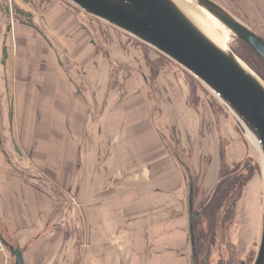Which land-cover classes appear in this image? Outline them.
Returning <instances> with one entry per match:
<instances>
[{"label":"crops","instance_id":"0c3cea01","mask_svg":"<svg viewBox=\"0 0 264 264\" xmlns=\"http://www.w3.org/2000/svg\"><path fill=\"white\" fill-rule=\"evenodd\" d=\"M19 11L30 17L27 18L33 26L21 20ZM141 54L135 48L114 53L115 59L135 67V70L122 90H109V60L97 52L80 19L63 0H0V191L14 183L24 185L11 168L14 158L19 162L23 160L18 151L21 154L25 151L19 132V117H15V99L21 96L26 105L30 104L35 82L38 91H44L54 115L59 112L60 142H65L68 136L69 142H75V147L79 148L83 128L86 123L88 125V110L72 77L78 70L82 71L91 86L84 95L105 98L106 114L116 113L113 121L102 119L89 123L90 135L96 144H91L90 153L82 157L83 161L97 162L100 157L108 161L105 170L109 172L106 185L111 196L106 201L110 205L107 206L109 217L117 222L121 218L119 210L127 209L129 213L125 218L131 225L149 223L144 230L148 232L149 243H155L154 256L159 255L150 264H179L176 257L181 255L180 252L187 261L188 251L192 253L190 219L188 229L182 204L186 173L164 137L172 138L174 143H180L184 152L193 154L191 160L198 162L197 171L194 169L193 172L200 176L197 188L202 196L208 195L217 184L221 140L233 145L241 142V137L229 116L192 108L190 87L177 83L172 72L160 71L153 81L160 112L156 111L150 92V74ZM4 126L11 132L4 135ZM53 129L54 126L48 131L55 133ZM120 135L121 141L117 139ZM99 139L104 140L101 141V156ZM207 161L209 167L205 169ZM174 194L178 198L176 204L172 203ZM92 199L93 195L87 202ZM41 206L44 208L43 204ZM172 207L178 212L176 217L170 215ZM49 215L44 216L41 226ZM0 219L4 220L3 216L0 215ZM39 227L23 231L4 220L0 234L8 243L23 249L39 237ZM259 227L252 230L253 241L259 237ZM48 255V252H42L38 256L45 262ZM28 257V253L24 254L25 264H30ZM0 264H14L8 250L0 252Z\"/></svg>","mask_w":264,"mask_h":264},{"label":"rangeland","instance_id":"374dc122","mask_svg":"<svg viewBox=\"0 0 264 264\" xmlns=\"http://www.w3.org/2000/svg\"><path fill=\"white\" fill-rule=\"evenodd\" d=\"M212 1L264 38V2L262 0ZM66 5L80 19L82 26L88 28L86 30L83 27L90 35L97 52L104 57H106V52L109 53L112 60L110 63L109 90H122V86L126 80L130 79L135 70V67L115 59L114 53L120 54L128 49L133 50V48L143 53L141 55L144 66L149 71L150 81L152 74L150 64L159 63L161 64L158 68L159 73L160 71L172 72L177 83H184L190 87L188 74L167 58L123 32L86 15L71 4L66 2ZM14 10L16 11V8ZM21 20L29 22L26 17H22ZM224 28L228 34L227 49L235 54L234 51L240 48V41L226 27ZM236 57L238 56L236 55ZM244 64L264 83V79L258 76L246 63ZM66 68H69L67 63ZM76 74L72 77L74 78L73 83L88 110V119L86 120L88 125L86 123L83 128L82 136L84 138L82 137L79 142L78 149L75 147V142H69L68 136L65 142H60L59 135L62 132L59 112L54 115L53 107L52 105L51 107L48 106L49 100L44 95V91L42 89L38 91L37 82L33 85L34 95L29 100L30 104L26 105L21 96L15 99V106L17 102L15 117L16 115L17 118L19 117V132L23 138L25 151H21L22 154L18 151L23 160L19 162L14 158L11 168L12 172L24 181V185L14 183L9 187H3L0 191V215L3 216L4 220L16 226L18 230L25 231L38 226L41 227L38 231L39 237L34 238L25 248L21 249L23 255L29 254L30 264H90L91 257L93 258L92 264H150L159 255L154 256L155 243L152 244L148 241V232L145 230L149 227V223L145 221L131 225L125 218V214L129 213L127 209L119 210L121 224L119 221L112 220L109 217L110 213L107 207L110 205L106 203L111 197L108 193L109 189L106 187L109 172L105 168H107L108 161L103 160L104 157H100L98 163L88 159L82 160L84 154L86 156L90 153L91 144H96L90 135L89 123L102 119L112 120L116 113L106 114V105L103 101L105 98L85 96L84 94L88 92L87 90L91 86L87 84L82 71L78 70ZM197 83L196 99L189 100L190 106L211 110L215 115L224 116L222 112H217L212 107L216 102L229 116L219 101L202 84L198 81ZM151 84V98L154 101L156 111H159L152 81ZM110 97L108 98L110 99ZM57 104L59 106L58 100ZM4 124L8 123L5 122ZM52 126H54L53 131L55 133L48 131V128ZM234 126H236L235 123ZM214 128L212 127V131ZM9 131L6 126L2 129L4 135ZM237 131L241 137V142H237L228 148L227 163L231 165L242 160L245 156L250 157L257 163L259 172L248 183L242 199L237 204L234 218L218 229L216 244L212 248L207 247L206 252L211 251L210 264H252L260 243L264 211V181L261 160L256 155L255 147L251 144L248 135H243L238 127ZM118 138L121 141V135ZM164 140H166L172 154L178 158L180 168L186 173V192L185 197L181 200L183 202V214L185 213L187 217L186 223L189 229L188 189L191 183L196 187L200 184V176L193 172L194 169L197 171L198 162L191 160L193 154L184 152L180 143H174L172 138L164 137ZM101 141L104 140L99 139L98 141L100 156L103 146ZM205 165H208V161ZM94 167L97 168L96 171L93 170ZM208 167L209 165L205 169ZM255 179H258L259 187L253 218L257 223H255V227L260 226V232L257 240L253 241L250 228L252 225L249 221L252 218L249 188ZM211 192L202 196L197 188L195 206L198 209L202 206L200 203L204 202ZM92 195L94 197L92 202H87L91 201ZM172 197H174L172 203L176 204L178 202L177 195L174 194ZM82 201L83 203L79 205ZM41 204L44 205V208ZM170 212L171 217L178 215L173 207ZM48 215V220L41 226L44 222V216ZM4 220L0 219V232L4 229ZM6 231L10 233L7 227ZM42 252L49 254L48 257H45V262L38 256ZM206 252L201 257H197L198 264L203 260ZM180 253L181 255L176 257L179 264L194 263L193 249L192 253L188 251V261L185 255ZM74 254L77 255L76 258H74ZM13 261L15 262L14 258Z\"/></svg>","mask_w":264,"mask_h":264},{"label":"water","instance_id":"95a60500","mask_svg":"<svg viewBox=\"0 0 264 264\" xmlns=\"http://www.w3.org/2000/svg\"><path fill=\"white\" fill-rule=\"evenodd\" d=\"M167 58L202 84L222 105L243 135L256 139L264 157V83L230 50L212 42L173 0H63ZM248 46L264 64V38L212 0H191ZM264 2V0H262ZM249 137V136H248ZM263 176V167L261 163ZM264 179V176H263ZM264 181V180H263ZM195 188L189 187L190 236L198 264L194 224ZM1 242L25 264L20 247ZM208 250L200 264H210ZM252 264H264V211L258 251Z\"/></svg>","mask_w":264,"mask_h":264},{"label":"trees","instance_id":"16d2710c","mask_svg":"<svg viewBox=\"0 0 264 264\" xmlns=\"http://www.w3.org/2000/svg\"><path fill=\"white\" fill-rule=\"evenodd\" d=\"M19 15L22 17H28L25 13L19 11ZM31 26L32 23L29 21ZM83 27L87 30L86 26ZM240 43V48L236 49L235 54L246 63L258 76L264 79V64L258 58V56L244 43ZM106 57L111 63V57L108 52L105 53ZM159 63H151L152 70L151 81H155L159 74ZM157 67V69H155ZM113 69V67H112ZM190 81L191 99H196L197 81L187 75ZM215 111L222 112L225 116H228L221 106L214 102ZM237 129V127L235 126ZM230 143L226 140H221L220 143V173L216 186L214 187L208 198L200 203L201 208L198 209L195 206L194 213H198V217L194 224V235L196 243L197 257H201L207 247H213L218 239V229L221 225H225L227 221H230L235 216L236 207L238 202L242 199L245 189L252 178L259 172L257 163L253 158L245 156L242 160L232 163H227V150L230 147ZM195 188V203L197 200V187ZM199 210V211H198ZM205 226V227H204Z\"/></svg>","mask_w":264,"mask_h":264},{"label":"bare ground","instance_id":"6f19581e","mask_svg":"<svg viewBox=\"0 0 264 264\" xmlns=\"http://www.w3.org/2000/svg\"><path fill=\"white\" fill-rule=\"evenodd\" d=\"M184 14L217 46L227 50L228 34L225 28L204 9L198 7L194 1L191 0H173ZM251 144L255 147V153L260 158L263 167L264 176V157L260 151L259 145L253 136L249 135ZM258 179L252 181L250 191V214L256 211L257 197H258ZM264 180V179H263ZM252 225L251 230H254L255 221L250 220Z\"/></svg>","mask_w":264,"mask_h":264},{"label":"built area","instance_id":"2783aa9c","mask_svg":"<svg viewBox=\"0 0 264 264\" xmlns=\"http://www.w3.org/2000/svg\"><path fill=\"white\" fill-rule=\"evenodd\" d=\"M6 248L3 246L1 240H0V252H4Z\"/></svg>","mask_w":264,"mask_h":264}]
</instances>
